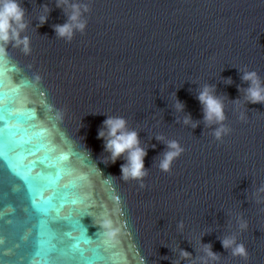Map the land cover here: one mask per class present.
Here are the masks:
<instances>
[{
	"label": "water",
	"instance_id": "1",
	"mask_svg": "<svg viewBox=\"0 0 264 264\" xmlns=\"http://www.w3.org/2000/svg\"><path fill=\"white\" fill-rule=\"evenodd\" d=\"M19 2L31 53L9 46L0 58V105L11 110L0 135V261L203 264L208 244L219 255L209 264H264V104L239 90L249 87L243 71L264 81V0H74L89 11L71 42L54 31L67 21L57 0ZM43 5L52 11L41 25ZM205 84L225 104L222 141L203 120ZM187 114L199 127L182 123ZM107 115L140 132L143 181L122 178L123 158L104 162ZM157 136L185 149L171 173L159 168L167 146ZM233 236L247 258L223 247Z\"/></svg>",
	"mask_w": 264,
	"mask_h": 264
},
{
	"label": "clouds",
	"instance_id": "2",
	"mask_svg": "<svg viewBox=\"0 0 264 264\" xmlns=\"http://www.w3.org/2000/svg\"><path fill=\"white\" fill-rule=\"evenodd\" d=\"M42 7L47 13L40 17V24L44 25L47 23L52 9L48 5ZM56 7L65 11L67 21L55 25L54 31L58 37L71 42L77 31L83 33L86 30L87 20L84 19V14L89 11V6L74 2V0H57ZM28 27L26 11L19 0H0V58L7 57L9 46L21 48L25 55L31 53L30 37L24 34ZM242 79L249 84L246 89H239L244 93L245 101L248 104H264V81L261 80L259 74L255 71H243ZM226 83L231 84L232 80L229 78ZM197 98L202 105L205 125L213 128L212 135L217 141H222L223 137L228 135L231 130L224 123L227 120L225 104L217 95L215 85L201 86ZM233 103L239 104L240 100L237 99ZM174 107L178 113L185 111V105L178 99L175 100ZM241 119H244V113H241ZM177 122L181 121L178 119ZM182 123L193 129L199 127V122L194 121L190 114L183 116ZM98 138L104 141L105 151L109 153V158L104 161L105 163L115 164L123 158L125 163L121 165L122 178L126 181H143L148 174L145 165L148 150L142 146L139 131L129 128L128 121L124 117L107 115L103 127L98 132ZM156 139L167 146V151L159 161V168L163 172L171 173L174 162L184 153L185 149L176 140H166L164 136H157ZM140 186L144 187L145 185L141 183ZM259 193H264V187L259 189ZM100 226L105 229L106 236L114 235L111 221L105 220ZM179 227L183 229L182 221ZM240 227L241 229L247 228V223L242 221ZM201 243L203 242L201 241ZM222 245L225 249H231L232 255L247 258L246 247L239 243L234 236L222 239ZM203 251L205 253L203 264L219 260V255L213 251L211 245L205 244ZM180 256L184 260H189L192 254L181 249Z\"/></svg>",
	"mask_w": 264,
	"mask_h": 264
},
{
	"label": "snow or ice",
	"instance_id": "3",
	"mask_svg": "<svg viewBox=\"0 0 264 264\" xmlns=\"http://www.w3.org/2000/svg\"><path fill=\"white\" fill-rule=\"evenodd\" d=\"M0 84H2V82H0ZM4 97H5V93L0 92V101H2L4 99ZM10 112H11V110L8 108V106H6V105H0V120L4 121V128L3 129H0V135H2L3 132H4V130L9 127L7 117L4 114L5 113H10ZM103 221H105V220H103ZM77 223L80 224L79 221ZM81 229H82V231L84 230L83 229V225H81ZM104 235H105V233H104ZM105 243H107V241H105ZM0 264H3V262L0 261ZM45 264H54V262L45 261Z\"/></svg>",
	"mask_w": 264,
	"mask_h": 264
}]
</instances>
